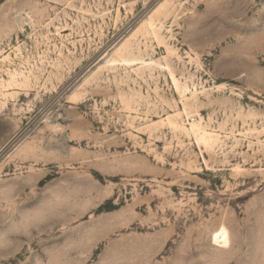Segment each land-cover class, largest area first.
Returning a JSON list of instances; mask_svg holds the SVG:
<instances>
[{"label":"rangeland","instance_id":"obj_1","mask_svg":"<svg viewBox=\"0 0 264 264\" xmlns=\"http://www.w3.org/2000/svg\"><path fill=\"white\" fill-rule=\"evenodd\" d=\"M4 169V264H264V0H0Z\"/></svg>","mask_w":264,"mask_h":264},{"label":"bare ground","instance_id":"obj_2","mask_svg":"<svg viewBox=\"0 0 264 264\" xmlns=\"http://www.w3.org/2000/svg\"><path fill=\"white\" fill-rule=\"evenodd\" d=\"M10 170L9 169H4L0 171V175H6V176H11V174H9ZM6 173V174H5ZM219 239L223 242H226L227 240V234L226 232L223 230L219 233ZM7 260H1L0 264H4V262H6Z\"/></svg>","mask_w":264,"mask_h":264}]
</instances>
